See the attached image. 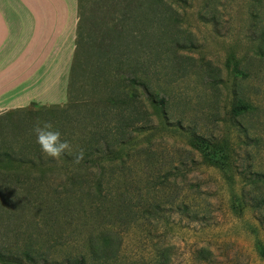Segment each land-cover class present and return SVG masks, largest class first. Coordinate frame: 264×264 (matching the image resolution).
<instances>
[{
	"label": "rangeland",
	"instance_id": "rangeland-1",
	"mask_svg": "<svg viewBox=\"0 0 264 264\" xmlns=\"http://www.w3.org/2000/svg\"><path fill=\"white\" fill-rule=\"evenodd\" d=\"M153 2L83 0L73 94L50 114H28L37 111L33 105L0 110V158L10 154L22 161L38 154L32 132L37 122L51 123L64 137L74 134L72 121H91L84 106L99 99L91 86L116 72L100 60L145 64L153 88L168 99L170 124L181 128L153 116L151 126L133 135L132 159L116 185L132 210L126 219L94 229L111 236L120 256L116 264H264V182H253L254 174L264 175V40L251 0H185L171 8L169 1ZM242 102L251 108L234 112ZM188 131L217 146L194 149ZM5 165L0 166L3 249L23 247L30 235L43 232L37 225L41 214L33 209L39 197L28 192L35 185L26 188L5 178ZM174 167L184 177L153 189L155 178ZM41 193L48 197L52 190ZM26 201L33 208H23ZM51 252L53 258L55 249Z\"/></svg>",
	"mask_w": 264,
	"mask_h": 264
},
{
	"label": "trees",
	"instance_id": "trees-1",
	"mask_svg": "<svg viewBox=\"0 0 264 264\" xmlns=\"http://www.w3.org/2000/svg\"><path fill=\"white\" fill-rule=\"evenodd\" d=\"M163 1L154 0L152 4L161 5ZM166 1L170 2V8L171 5L185 3V0ZM82 2L80 0V8ZM251 6L255 25L262 26L260 39L264 40V0H251ZM211 18L215 21L214 16ZM116 33L122 34L123 30ZM176 43L181 46L178 41ZM165 47L166 45L164 50ZM78 50L79 43L72 66L68 97L73 94L72 88L77 78L75 74L80 66ZM159 50H163V46ZM99 65L113 66L116 72L104 79L97 78L96 85L91 86V91L99 99L94 98L87 103L84 113L87 112L85 114L92 120L72 121L70 125L74 134L62 137L71 145L68 154L52 160L37 151L40 150L37 146L35 152L38 154L31 158L24 156L22 161L10 154H6L4 159L0 158V166L6 164L5 178L17 180L19 183L22 181V186L26 188L30 182L35 185L34 189L28 186V192L33 190L39 197L35 208L31 201H26L23 208L31 207L41 214V221L37 225L43 231L35 237L30 235L24 240L23 247L16 244L14 247L0 248V264H48L51 261H60L62 264H116L120 259L119 253L113 248L109 233L98 231L94 227L99 228L121 219L132 210L130 204L125 203V194L116 191V185L121 178V170L132 159L130 148L135 138L137 139L133 135H139L151 126L153 116L166 126L175 129L181 127L170 124L168 99L164 93L153 88L147 65L136 61L129 64L103 60L99 61ZM123 70L129 72L127 77L123 76ZM80 106L82 105L73 108ZM250 108V104L242 102L234 108V112L243 114ZM36 110L35 113L28 114H50L60 108L45 106ZM187 134L191 146L196 150L203 147L211 150L217 146L211 138L196 132L188 131ZM33 146L28 145L25 148L31 149ZM79 153L83 156L77 162L75 156ZM181 176L183 174L181 175L179 168L174 167L161 177L155 178L157 183H152V188L157 190L177 184L176 179ZM253 182H264V175L254 174ZM45 189L52 190L53 195L51 193L47 197L45 193H41ZM38 190L41 194L36 193ZM157 208L159 207H153L154 211L157 212ZM51 230H56L57 233L50 232ZM52 249H55V256L50 258ZM154 264H167V261Z\"/></svg>",
	"mask_w": 264,
	"mask_h": 264
},
{
	"label": "crops",
	"instance_id": "crops-1",
	"mask_svg": "<svg viewBox=\"0 0 264 264\" xmlns=\"http://www.w3.org/2000/svg\"><path fill=\"white\" fill-rule=\"evenodd\" d=\"M80 0H0V110L63 105Z\"/></svg>",
	"mask_w": 264,
	"mask_h": 264
},
{
	"label": "clouds",
	"instance_id": "clouds-1",
	"mask_svg": "<svg viewBox=\"0 0 264 264\" xmlns=\"http://www.w3.org/2000/svg\"><path fill=\"white\" fill-rule=\"evenodd\" d=\"M35 136V143L38 145L41 153L52 160H58L71 151V145L68 140L62 138L61 131L53 127L48 122H37L32 128ZM83 154L75 156L78 162Z\"/></svg>",
	"mask_w": 264,
	"mask_h": 264
}]
</instances>
